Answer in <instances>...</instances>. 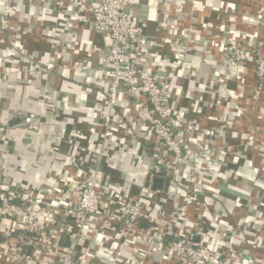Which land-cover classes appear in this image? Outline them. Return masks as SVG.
<instances>
[{
    "label": "built area",
    "instance_id": "1",
    "mask_svg": "<svg viewBox=\"0 0 264 264\" xmlns=\"http://www.w3.org/2000/svg\"><path fill=\"white\" fill-rule=\"evenodd\" d=\"M207 1L211 19L206 12L211 13L204 9L208 2L184 0L182 7H174L181 13L177 18L181 23L175 20L170 35L159 37V42L196 51L193 54L203 61L211 59L208 49L217 45L227 69L252 62L251 101L256 105L264 96V52L260 48L264 40L256 45L247 36V45L238 28L249 27L255 17L238 14L234 1ZM80 2L0 0L10 17H17L21 8H34L36 14L46 9L51 32L49 58L41 61L42 74L58 70L72 76L94 72L106 79L102 130L97 138L99 152L108 148L116 109L121 108L148 134L150 162L141 172L139 193L131 196L102 178L97 165L70 163L67 167L74 172L55 178L43 188L0 176V264H264V255L257 259L246 247V241L252 239L245 235H252L254 240L257 237L250 221L242 216L231 220L234 212L230 219L228 213L221 212L219 202L220 212L213 210L207 189L223 177L224 159L216 157L215 151L207 154L195 146L186 128L170 120L172 80L160 82L153 68L142 63L143 46L150 41L132 21L130 8L135 0H89L84 6ZM75 13L82 22L73 17ZM226 13L231 17L227 19L228 33L224 32L226 24H222ZM31 21L26 19L8 30H20L22 23ZM83 22L102 38L100 52L89 46L76 60L63 57L70 43L78 42L76 30L83 27ZM13 58L5 59L0 49V83L11 74L26 73L30 62ZM23 123L27 131L40 128V119L34 113L26 114ZM250 131L238 130L254 142L253 128ZM257 143L254 149L261 156L260 164H264V138ZM216 160L221 162L218 169ZM260 169L257 166V175L264 172L262 164ZM152 176L162 177L167 188L178 184L179 195H171L172 189H166L165 183L162 192L151 190ZM252 192L261 196L259 206L264 207V182L256 185V191L252 187Z\"/></svg>",
    "mask_w": 264,
    "mask_h": 264
},
{
    "label": "crops",
    "instance_id": "2",
    "mask_svg": "<svg viewBox=\"0 0 264 264\" xmlns=\"http://www.w3.org/2000/svg\"><path fill=\"white\" fill-rule=\"evenodd\" d=\"M88 1L82 0L83 6ZM182 1L135 0L131 6L133 23L147 34L150 41L143 46L142 63L146 68H153L160 82L166 84L172 80L170 120L178 121L186 128L195 146L201 147L207 154L215 151L216 157L224 159L223 164L215 161L216 168L221 164L224 172L223 177L207 189L209 201L214 212H220V206L221 212L228 213L230 219L234 212L235 217L231 220L242 216L250 221L257 237L254 240L252 235H245L252 239L246 241V247L253 253L252 256L259 259L264 255V207L259 206L262 198L252 192V187L256 191V185L264 182V172L256 174L257 166L260 169L264 164L262 161L260 164L261 156L254 149L257 142L264 138V96L253 105L252 62L227 69L217 45L208 49L211 59L203 61L193 54L196 51L159 42V37H168L174 29L175 20L181 14L176 8L182 7ZM201 1L203 4L208 2ZM224 1H234L238 14L249 13L255 17L249 27L238 28L244 38L248 36L259 45L264 40V0ZM204 6L209 11L210 3ZM6 11L0 4L2 54L7 60L26 58L30 65L26 73L11 74L4 83H0V149L4 152V156L0 157V176L16 183L43 188L54 182L55 178L74 172V169L67 167L70 163L84 164L86 167L97 165L102 178L117 184L130 196L138 194L143 179L141 172L150 162L151 145L147 144L146 131L125 116L121 108L116 109L114 134L109 138L108 148L100 153L97 138L102 130L100 117L106 79L94 72L72 76L58 70L51 75L42 74L41 61L49 58L47 44H50L48 34L51 32L47 28L51 24L46 9L36 14L34 8H21L17 17H10ZM206 14L210 19L213 17L212 13ZM227 14L222 23L226 24V33L230 29L227 19L231 18ZM73 17L82 22L81 16ZM26 19L32 20L31 23H22L20 30L19 27L15 31L8 30ZM177 22L181 23V20ZM88 24L83 22V27L76 30L78 42L75 45L70 43L62 53L63 57L76 60L89 46L100 52L102 38ZM254 30L257 32L252 35ZM213 34H217L216 30ZM260 48L264 52V43ZM87 84L90 86L83 88L82 85ZM238 109L241 111L237 112ZM28 113L39 117L38 131L24 129L23 119ZM222 116L225 118L221 120ZM250 128L254 130V142L243 134L244 130L251 132ZM239 129L243 132L239 133ZM214 133L219 135L212 136ZM119 144L122 147L117 148ZM230 171L235 173L231 174ZM237 173L242 177H238ZM166 183L165 188L172 189L170 194L178 196V184L167 188ZM216 202H219V206ZM227 203L228 208L225 207ZM253 205H258V208ZM244 226L247 224L244 223Z\"/></svg>",
    "mask_w": 264,
    "mask_h": 264
},
{
    "label": "water",
    "instance_id": "3",
    "mask_svg": "<svg viewBox=\"0 0 264 264\" xmlns=\"http://www.w3.org/2000/svg\"><path fill=\"white\" fill-rule=\"evenodd\" d=\"M151 190L157 191V192H162L164 189V179L159 176H152L151 178Z\"/></svg>",
    "mask_w": 264,
    "mask_h": 264
},
{
    "label": "trees",
    "instance_id": "4",
    "mask_svg": "<svg viewBox=\"0 0 264 264\" xmlns=\"http://www.w3.org/2000/svg\"><path fill=\"white\" fill-rule=\"evenodd\" d=\"M76 84L81 85V84L78 83V82H77ZM82 86H83V88H87V87H89L90 85L87 84V86H86V85H82Z\"/></svg>",
    "mask_w": 264,
    "mask_h": 264
},
{
    "label": "rangeland",
    "instance_id": "5",
    "mask_svg": "<svg viewBox=\"0 0 264 264\" xmlns=\"http://www.w3.org/2000/svg\"><path fill=\"white\" fill-rule=\"evenodd\" d=\"M236 27V26H235ZM239 27V26H238ZM247 43V45H249V40L246 42ZM240 130H242V129H240Z\"/></svg>",
    "mask_w": 264,
    "mask_h": 264
}]
</instances>
